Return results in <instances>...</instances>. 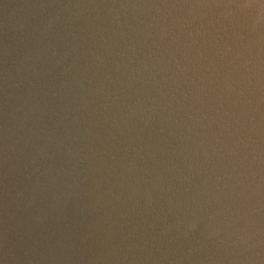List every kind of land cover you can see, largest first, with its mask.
I'll list each match as a JSON object with an SVG mask.
<instances>
[{"label": "water", "instance_id": "obj_1", "mask_svg": "<svg viewBox=\"0 0 264 264\" xmlns=\"http://www.w3.org/2000/svg\"><path fill=\"white\" fill-rule=\"evenodd\" d=\"M0 264H264V0H0Z\"/></svg>", "mask_w": 264, "mask_h": 264}]
</instances>
